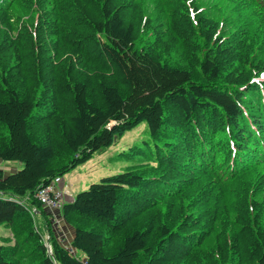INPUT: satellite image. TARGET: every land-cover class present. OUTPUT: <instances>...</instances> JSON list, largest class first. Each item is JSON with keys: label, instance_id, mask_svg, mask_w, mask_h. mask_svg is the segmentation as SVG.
Returning a JSON list of instances; mask_svg holds the SVG:
<instances>
[{"label": "trees", "instance_id": "1", "mask_svg": "<svg viewBox=\"0 0 264 264\" xmlns=\"http://www.w3.org/2000/svg\"><path fill=\"white\" fill-rule=\"evenodd\" d=\"M143 121L72 252L36 192ZM0 158V264H264V0H0Z\"/></svg>", "mask_w": 264, "mask_h": 264}, {"label": "rangeland", "instance_id": "2", "mask_svg": "<svg viewBox=\"0 0 264 264\" xmlns=\"http://www.w3.org/2000/svg\"><path fill=\"white\" fill-rule=\"evenodd\" d=\"M151 7L152 5L148 4V10H151ZM4 37H8V33H6ZM13 39H15V37ZM63 44L68 43L64 42ZM5 48V50L10 49L11 51L16 47L11 45ZM106 79L119 83L116 75L106 76ZM92 84L94 86L92 92L96 97L98 94V87L97 85H94V83ZM50 126L55 133L57 130V121L53 119ZM146 141H150L149 127L147 122L143 121L134 128L127 130L121 136L116 135L113 144L94 152L88 160L80 163L76 168L64 175V185H67V189L72 193V195H76L78 192L87 189L91 183L99 182L102 177L125 170L126 167L132 165V162L134 161L129 158L125 151H128L129 148L134 145L143 146ZM22 166L23 163L19 160H6L0 158V168L4 169L6 173L16 171ZM51 221L54 228L53 234L55 235L53 237L62 245L67 244L72 232H74L73 226L70 225L61 213H58L55 219H51ZM37 229L41 233L48 252L51 253L52 242L49 239V236L51 238L52 235L51 232L45 229L41 231L38 226ZM15 237L16 232L13 227L0 225V240L8 238L11 243H14ZM218 238L219 236L216 235L213 240V242H215L214 244H216ZM78 252H80L82 257H84V253L82 251L79 250Z\"/></svg>", "mask_w": 264, "mask_h": 264}, {"label": "built area", "instance_id": "3", "mask_svg": "<svg viewBox=\"0 0 264 264\" xmlns=\"http://www.w3.org/2000/svg\"><path fill=\"white\" fill-rule=\"evenodd\" d=\"M35 197L53 211V219H55L57 216L56 210L62 209L64 203L72 197V194L64 185L62 176H56L50 183L42 185L36 192Z\"/></svg>", "mask_w": 264, "mask_h": 264}, {"label": "crops", "instance_id": "4", "mask_svg": "<svg viewBox=\"0 0 264 264\" xmlns=\"http://www.w3.org/2000/svg\"><path fill=\"white\" fill-rule=\"evenodd\" d=\"M71 235H72V234H71ZM70 238H71V237H70ZM70 238H69V239H70Z\"/></svg>", "mask_w": 264, "mask_h": 264}]
</instances>
